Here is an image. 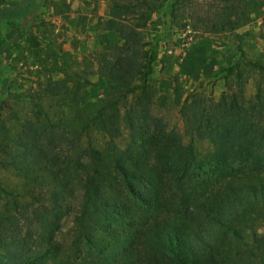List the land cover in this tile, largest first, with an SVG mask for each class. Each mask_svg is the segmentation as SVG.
<instances>
[{
    "label": "trees",
    "instance_id": "obj_1",
    "mask_svg": "<svg viewBox=\"0 0 264 264\" xmlns=\"http://www.w3.org/2000/svg\"><path fill=\"white\" fill-rule=\"evenodd\" d=\"M133 1L114 2L104 24L121 44H107L96 58L103 98L85 100L89 80L58 49L49 60L58 86L28 96L31 118L18 132L0 122V170L21 181L18 194L0 185L7 198L0 264H264V65L251 62L259 78L247 105L238 64L224 70L233 84L217 102L193 91L181 100L175 78L185 143L151 115L155 57L143 30L164 6L184 30L190 0ZM230 1L214 31H234L249 19L244 5L252 0ZM45 2L0 6V22L27 21ZM31 34L28 46L40 48ZM100 42L107 43L104 35ZM55 97L67 109L64 124L43 103ZM123 129L128 140L120 147ZM91 132L106 137L102 148L92 145ZM198 140L210 147L202 156ZM68 215L70 249L58 239Z\"/></svg>",
    "mask_w": 264,
    "mask_h": 264
},
{
    "label": "rangeland",
    "instance_id": "obj_2",
    "mask_svg": "<svg viewBox=\"0 0 264 264\" xmlns=\"http://www.w3.org/2000/svg\"><path fill=\"white\" fill-rule=\"evenodd\" d=\"M22 1L0 0V6H14ZM127 1L46 0L35 12L28 14L27 21L0 22V122L10 133L18 132L21 125L31 118L28 96L33 91L58 86L56 82L61 75L50 68L49 61L55 58L58 49L67 51L72 58V70L82 73L89 80L85 100L103 98L106 81L95 73L96 58L110 49L107 44H121L115 31L105 30L104 24L109 19L111 5ZM232 4L230 0H190L184 9V30L171 22L170 12L164 6L152 14L143 30L144 39L155 57L151 84L156 93L151 115L160 119L168 130L181 134L185 143L189 136L174 102L175 78L180 86L181 100L193 91L217 102L226 91L227 82L233 84L231 77L224 79V70L238 64V71L244 79L246 105L255 93L254 82L259 76L251 62L264 65V0L246 2L244 9L250 12L249 19L239 28L214 31L211 25L218 22L214 18L218 13L225 14L224 7ZM259 6L261 9L256 12ZM20 31L22 36L18 35ZM31 32V36L41 42L40 48L28 46L26 38ZM102 35L106 44L100 42ZM43 103L50 106L48 112L53 119L64 124L68 114L59 97L44 99ZM89 135L92 145L102 148L106 137L95 132ZM127 140L128 132L123 129L116 143L123 147ZM209 148L207 141H196L199 155L205 154ZM20 184L21 181L11 172L0 170V185L4 189L18 194ZM6 200L0 192V211ZM70 202L76 205L79 200L74 198ZM58 239L70 249L73 239L71 215L63 219Z\"/></svg>",
    "mask_w": 264,
    "mask_h": 264
}]
</instances>
